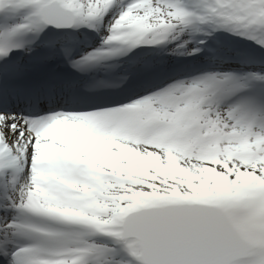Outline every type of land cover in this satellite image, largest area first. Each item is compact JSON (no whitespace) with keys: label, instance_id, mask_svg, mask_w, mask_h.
Instances as JSON below:
<instances>
[{"label":"snow or ice","instance_id":"6c2138e0","mask_svg":"<svg viewBox=\"0 0 264 264\" xmlns=\"http://www.w3.org/2000/svg\"><path fill=\"white\" fill-rule=\"evenodd\" d=\"M0 264H264V0H0Z\"/></svg>","mask_w":264,"mask_h":264}]
</instances>
